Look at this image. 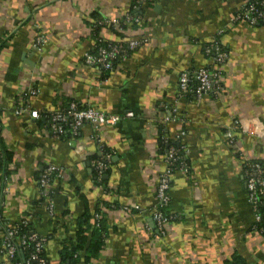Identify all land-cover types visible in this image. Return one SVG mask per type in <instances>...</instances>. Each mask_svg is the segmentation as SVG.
Segmentation results:
<instances>
[{"label": "crops", "instance_id": "obj_1", "mask_svg": "<svg viewBox=\"0 0 264 264\" xmlns=\"http://www.w3.org/2000/svg\"><path fill=\"white\" fill-rule=\"evenodd\" d=\"M245 2H140L141 22L124 35L143 44L104 76L84 61L94 46L93 29L104 19H122L135 0H0L1 138L12 154L5 179L0 171V212L8 227L31 214L52 262L68 245L77 255L67 264H264V236L253 228L243 175L248 163L264 165V24L235 19ZM38 34L46 41L35 52ZM98 35L117 39L105 25ZM215 38L228 54L223 91L214 86L200 99L178 98L181 72L212 66L202 49ZM28 85L40 90L29 102L38 119L14 114ZM68 99L120 119L96 131L85 123L72 143L53 138L39 121ZM175 104L184 123L162 125L171 138L186 131L180 142L188 173L172 176L164 213L176 218L161 231L151 212L168 149L158 151L156 122ZM100 144L111 150L106 187L95 183L91 167ZM50 162L63 168V178L43 198L36 180ZM85 210L91 222L99 210L108 231L96 255L87 256V243L78 249Z\"/></svg>", "mask_w": 264, "mask_h": 264}, {"label": "built area", "instance_id": "obj_2", "mask_svg": "<svg viewBox=\"0 0 264 264\" xmlns=\"http://www.w3.org/2000/svg\"><path fill=\"white\" fill-rule=\"evenodd\" d=\"M157 0H135L133 4L134 8H137L140 2H150ZM235 19L244 22L248 25L264 24V0H247L245 4L236 13ZM141 17L138 14V8L135 13L127 12L122 19H104L102 21L105 26L111 25L114 29L124 32L125 29L133 24H139ZM124 25L125 27H121ZM109 28V27H108ZM223 30H220L222 32ZM100 37V36H99ZM45 38L43 34H38L33 41L32 48L35 52H40L45 44ZM99 41L104 45H96L95 53L86 52L84 54V61L87 65L97 70L99 74L114 72L115 66L114 61L121 56L125 58L128 55L127 50L134 51L142 46L143 41L140 39H124L119 41L118 39L106 40L104 37H100ZM107 43V44H106ZM125 44V47H123ZM212 53V54H211ZM211 54V56H209ZM203 55L211 59L210 67H200L195 69L194 74L199 81V86L195 89V95L200 99L212 87H216V92H222V76L223 66L228 59V54L221 47L218 38L211 40L203 46ZM189 69L181 72L178 80V98H182L183 94L188 90V82L190 80ZM38 88H34L30 85L23 87L18 93L17 106L14 109V114H25L29 113L30 117L38 119L40 113L36 109H32L29 102L37 96L39 93ZM52 115L51 122V133L52 137L59 139L65 131L71 133V135H80L81 127L86 123L90 124L93 130H97L106 124L116 123L120 117L116 114H108L100 108L94 106H88L86 108L79 109L78 102L76 100L69 104L67 109L59 107L53 111H45ZM178 123L179 125L184 123V117L180 113L179 107L175 104L170 107L169 112L162 117L157 118V125L164 123ZM69 125V129H65V126ZM240 126L239 122L235 123L236 126ZM242 127V126H241ZM3 122L0 120V138L3 133ZM186 135L184 129H180L172 137L173 140H178ZM229 138L232 142V132H228ZM169 137H166L168 139ZM76 140V137L75 139ZM69 143H72L70 141ZM76 151L81 149L80 143L77 141ZM184 149V147H182ZM2 148L0 146V156L2 155ZM100 151V150H99ZM181 156L178 155V150L171 146L168 148L167 153L163 157L165 168L162 169L157 177L155 183V194L157 200V206L152 210V218L156 222L158 228L163 231L166 225L174 220L176 217L170 214L164 213V208L169 204L170 201V183L173 174L176 172L173 170L175 161L179 160ZM91 167L94 168L100 179L105 174V170L111 168V155L104 154L100 151L99 158H95L91 161ZM177 171L188 173V167L185 163H181ZM63 168L54 163H48L43 169L37 182L38 188L43 196H50L51 188L54 181L61 180L63 178ZM244 176L246 178V192L248 204L253 208L254 211V223L261 220V215L258 213L261 202L259 201V195L264 194V165L260 162L248 163V167L244 170ZM3 209V206L0 207ZM126 210H131L130 206L124 207ZM135 210H139V206L133 207ZM47 209L50 214L53 212V205L51 202L47 203ZM101 212H97L94 215L96 221L95 227L99 225L101 220ZM32 215L25 213L19 217L17 222L8 227L6 231L0 233V264H13L16 256L19 255L22 258L23 264H45L46 258L41 254L45 251L46 238L38 237L35 232L19 235V229L27 225L31 221ZM253 223V228L256 230ZM258 231V230H257ZM264 236V235H263ZM30 244L33 247L30 250ZM25 252L28 253V258H24ZM77 254H75L76 256ZM22 264V263H21ZM49 264H60L59 262L50 261Z\"/></svg>", "mask_w": 264, "mask_h": 264}, {"label": "trees", "instance_id": "obj_3", "mask_svg": "<svg viewBox=\"0 0 264 264\" xmlns=\"http://www.w3.org/2000/svg\"><path fill=\"white\" fill-rule=\"evenodd\" d=\"M138 10L140 9V7H138ZM134 8L133 5L130 6L129 12L131 13H135L136 9ZM262 24V23H260ZM105 24L101 23V21L99 22V24H96V26L93 29L92 32V36H93V40H94V44L96 45H104V43H101L99 41L100 37H99V31L101 30L102 26H104ZM109 27V29L111 30V32H113L114 36L119 40V41H123L126 36L124 35V32L122 31H118L116 29H114L111 25L107 26ZM122 28L125 27L124 25L121 26ZM124 29V28H123ZM107 44V43H106ZM125 47V44L124 46ZM203 50V49H202ZM89 52L95 53V47L93 46L92 50H90ZM133 51H129L127 50L128 55L125 56L128 57ZM212 54V53H211ZM211 54L209 56H211ZM208 56V55H207ZM121 56L118 57L115 61H114V66L116 67V65H118L119 61L121 60ZM189 73H190V80L188 82V90L186 93L183 94L182 98H186V99H191L194 94H195V89L199 86V81L196 78L195 74H194V69H189ZM104 75V74H103ZM108 74L104 75L107 76ZM103 76V77H104ZM104 79V78H103ZM66 103H64L62 105V107L64 109H67L69 107V104L74 101V100H65ZM78 107L79 109L81 108H86L88 107L87 105H81L80 103H78ZM43 116H44V123L39 121V124L44 126V129L51 135L52 133L51 131V122H52V115L49 113H44L43 112ZM159 125V134L157 137V147H158V151L159 153H163L166 149H168L169 147L173 146L178 150V155L181 156L179 160L175 161L174 165H173V170L177 171L181 165V163L185 162V159L183 157V145L180 142V139L178 140H173L171 137L168 136L167 132H166V128L164 127V125L162 124H158ZM69 125L65 126V129H69ZM78 139V136H72L70 132L65 131V133L59 138V140H63V141H74V139ZM166 137H169L168 139H166ZM179 141V142H178ZM0 146L3 149L2 150V155L0 156V171H3V179H5V175H7V166L9 165V163L12 161V154L6 150L4 148L3 145V141L2 138H0ZM99 150L104 153V154H110L111 155V150H109V148L105 145L100 144L99 145ZM99 158V157H96ZM112 163V162H111ZM248 167V164L245 166L244 170H246ZM92 174L95 180V183L99 186L102 187H106L107 185V180L105 179V175H110L111 172V168L105 170V174L104 176H102L100 179L98 178V174L96 172V170L94 168H92ZM244 175V174H243ZM39 178L36 180L38 182ZM244 181L246 183V178L244 176ZM38 186V184H37ZM259 201L261 202V205L259 207L258 213L261 215V220L257 223H254V226L256 228V230H258L262 235H264V194L263 195H259ZM43 198H45L43 196ZM43 198H40L41 202L43 200ZM110 204H107V207H109ZM113 205V204H111ZM117 206V205H115ZM2 209L0 208V211ZM97 212H100L99 210ZM92 215L90 214V212L88 210H85L84 213L81 215V217L78 219V225H79V230H78V236L80 238V243L81 245L79 246L78 249H83L84 245L87 243V246L84 248L87 252V256L90 255H96L99 253V251L104 247L105 245V238L107 236V228L105 223L102 220H99V225L95 227L96 221L95 219H93V222H91ZM8 228V222H6V220L3 218L1 212H0V233H2L3 231H6ZM33 222L29 221L27 223L26 226L21 227L19 229V235L21 234H26L27 236L30 234V232L33 231ZM87 232H90L91 237L89 238V240H86V237L84 234H87ZM33 247V244H30V250ZM64 251L68 252V253H62L60 255L61 260H60V264H67L66 263V258H70L73 259L75 251H71L69 249V246L67 245L66 247H64L63 249ZM42 256L45 255L46 257V253L43 252L41 254ZM25 259L28 258V253L25 252V254L23 255ZM23 264L22 258H20L19 255L16 256V259L13 261V264ZM50 263V259L46 258V263L45 264H49ZM77 264V263H76ZM238 264V263H237ZM240 264H246L245 262H242Z\"/></svg>", "mask_w": 264, "mask_h": 264}, {"label": "water", "instance_id": "obj_4", "mask_svg": "<svg viewBox=\"0 0 264 264\" xmlns=\"http://www.w3.org/2000/svg\"><path fill=\"white\" fill-rule=\"evenodd\" d=\"M104 177L106 178L107 176L105 175Z\"/></svg>", "mask_w": 264, "mask_h": 264}]
</instances>
